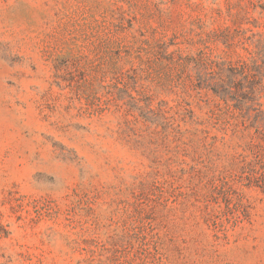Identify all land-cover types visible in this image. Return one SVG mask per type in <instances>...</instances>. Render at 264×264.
I'll return each mask as SVG.
<instances>
[{"label": "rangeland", "instance_id": "obj_1", "mask_svg": "<svg viewBox=\"0 0 264 264\" xmlns=\"http://www.w3.org/2000/svg\"><path fill=\"white\" fill-rule=\"evenodd\" d=\"M263 74L264 0H0V264H264Z\"/></svg>", "mask_w": 264, "mask_h": 264}, {"label": "trees", "instance_id": "obj_2", "mask_svg": "<svg viewBox=\"0 0 264 264\" xmlns=\"http://www.w3.org/2000/svg\"><path fill=\"white\" fill-rule=\"evenodd\" d=\"M263 77H264V74H263ZM216 92H218V91H216Z\"/></svg>", "mask_w": 264, "mask_h": 264}]
</instances>
